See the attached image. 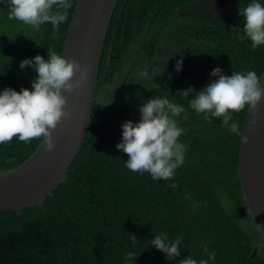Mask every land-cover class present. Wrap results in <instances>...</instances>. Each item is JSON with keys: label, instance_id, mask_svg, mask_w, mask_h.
Here are the masks:
<instances>
[{"label": "trees", "instance_id": "trees-1", "mask_svg": "<svg viewBox=\"0 0 264 264\" xmlns=\"http://www.w3.org/2000/svg\"><path fill=\"white\" fill-rule=\"evenodd\" d=\"M193 1L213 2L231 15L221 20L236 28L228 29L197 15L180 17V0H115L95 81L101 72H113L128 51L130 56L121 66L129 62L131 69L128 74L117 69L121 83L115 89L111 108L104 104L99 111L91 105L80 149L58 188L34 206L21 211H0V264H179L189 256L198 261L207 259L208 252L213 251L216 259L209 264H264V238L241 190L240 136L231 133L222 118L208 121L191 109L189 100L194 94L188 98L177 95L189 87L203 90L214 79L211 72L215 68L228 76L232 72L255 71L261 77L264 45L253 50L239 15V10L252 0L187 3ZM69 2L72 8L66 22L56 29L45 23L38 31L9 20L6 2H0V92L6 88L17 92L21 88L32 90L37 73L31 66L20 68L25 59L40 55L47 60L49 48L63 56L77 0ZM257 2L264 5V0ZM147 19L154 25L148 32L159 37L171 24L172 30L187 29V41L180 38L183 34L175 35L174 43L183 47L179 57L187 60L179 72L176 65L167 64L166 73L158 79L144 80L147 72L136 76L134 66L141 53L134 56L135 44L130 40L139 36H124L122 31L125 27L135 30L140 23L144 26ZM149 44L144 39L143 47ZM111 51L112 68L108 71ZM137 78L142 82L131 80ZM154 97H168L183 105L188 115V119L183 118L184 113L175 118L184 130L179 142L187 145V151L183 165L170 180H153L147 172L130 171L125 165L128 156L116 148L122 142V124L138 123L141 119L140 111L128 105L141 107ZM247 109L231 113L241 133ZM41 142L34 139L25 143L17 137L0 145V176L25 163ZM172 184L179 186L172 188ZM218 193L226 198L227 208ZM161 232L167 233L169 240L183 237L179 257L170 261L151 246L150 241ZM131 234L138 239L135 244ZM205 244L208 252L203 250ZM129 251L135 252L136 257L125 260Z\"/></svg>", "mask_w": 264, "mask_h": 264}, {"label": "clouds", "instance_id": "clouds-1", "mask_svg": "<svg viewBox=\"0 0 264 264\" xmlns=\"http://www.w3.org/2000/svg\"><path fill=\"white\" fill-rule=\"evenodd\" d=\"M6 2L8 19L22 22L39 30L40 26L50 23L54 29L66 22L72 4L69 0H0ZM55 6V7H54ZM244 21V32L252 42L253 50L264 45V5L252 0L239 10ZM236 26H233L235 29ZM33 67L37 73L32 81V90L21 88L19 92L6 88L0 92V145L10 143L13 138L28 143L41 139L45 151L52 153L56 149L53 133L64 120L72 118V111L67 108L65 92L75 94L83 87L86 74L81 64L75 59H66L53 49H48V59L37 55L21 62L20 68ZM182 69V59L176 70ZM80 78L77 79V74ZM212 79L200 91L194 87L181 89L177 95L188 98L189 107L204 119L222 118V123L231 133L240 136L243 144L249 138L240 132L239 123L232 120L231 113H239L246 107L249 111L257 109L264 101V86L255 71L247 73L232 72L225 75L220 68L211 72ZM188 119L183 105L171 102L168 97H154L140 107L141 119L138 123L126 121L122 124V142L116 148L128 156L126 167L136 173L147 172L153 180H170L176 169L184 163L187 145L179 142L184 130L178 126L176 117ZM178 184L170 187L176 188ZM221 203L227 208L226 198L218 193ZM190 199V197H186ZM194 208L196 205L193 206ZM133 244L137 237L131 234ZM183 237L177 236L169 240L168 234L161 232L150 241L151 246L165 254L168 260L180 256L179 248ZM203 250L208 252L207 244ZM136 253L129 251L125 260H132ZM215 252H208L207 259H194L189 256L179 264H209L215 261Z\"/></svg>", "mask_w": 264, "mask_h": 264}, {"label": "water", "instance_id": "water-1", "mask_svg": "<svg viewBox=\"0 0 264 264\" xmlns=\"http://www.w3.org/2000/svg\"><path fill=\"white\" fill-rule=\"evenodd\" d=\"M114 3L115 0H77L63 56L81 64L86 74L85 83L75 94L64 93L68 102L65 110L70 109L73 115L70 120H64L58 125L53 133L55 151L47 153L42 141L25 163L0 176V211H21L41 203L66 178L85 133L100 50ZM178 14L202 16L233 29L221 20L231 15L211 1L189 2L178 9ZM110 62L111 57L107 68ZM158 73L155 72L150 78L159 76ZM76 78H80L79 73ZM260 78L264 79V71ZM128 107L140 111V107ZM242 133L249 138V143L243 144L240 140L238 173L241 190L249 212L264 238V101L253 111L247 109Z\"/></svg>", "mask_w": 264, "mask_h": 264}, {"label": "flooded vegetation", "instance_id": "flooded-vegetation-1", "mask_svg": "<svg viewBox=\"0 0 264 264\" xmlns=\"http://www.w3.org/2000/svg\"><path fill=\"white\" fill-rule=\"evenodd\" d=\"M180 1H182L183 3L181 5H179V7L177 8V15L180 17L187 16V15H179L178 14V9L187 4V0H180ZM147 20H146V24L144 26L140 23V26L138 24L136 26L135 30H127L125 27L124 30L122 31V33L124 36L128 33L135 35V36H139V39L130 40L131 42H133L135 44L132 46V48H134V50H135L134 56H136L137 53H141L140 55H137V57H136L137 62L135 63L134 70L138 71V73L136 74V76L138 78L140 76H142V74L144 72H147L148 75L144 78V80H152L155 78L158 79L166 73V70H167L166 65L167 64L168 65H177V63L182 59L179 57V54L182 52L183 47L181 45H176V43H174L175 42V35H176V33L183 34V36H180V38H182V40L186 39V41H187V29L182 30V31L172 30L174 25L171 24L168 27L169 30L164 31L162 33V37H159V35L156 33L148 32L150 30V27H153L154 25H152L153 21L151 22V21H149V20L147 21ZM185 21L187 22V19ZM181 22H183V19L178 21L179 24H181ZM116 33L117 32L114 31L112 34L115 35ZM169 35H173V36L171 38H168ZM155 36H158V37L156 38ZM144 39L148 43L151 42V44H149V46H147L145 48L143 47ZM182 40L180 39L179 41L181 42ZM123 44H126L125 39L123 40ZM112 47H113V45H112ZM176 50H177V52H174ZM130 53L131 52L128 51L122 57L120 65L115 66L114 67L115 69H113V72H111V73L101 72V77H99V79H97L95 81L91 105H95L97 110L99 109V111H100L104 104H107L111 108V105L113 104L114 99H115V95H116L115 89L119 88L118 84L121 83V72L117 71V69L118 68L123 69V71H125V74L129 73V70L131 69L130 63L127 62L126 65H122V66H121V64L124 61H126V59L130 56ZM100 55H101V51H100ZM110 57H111L110 67L107 68ZM163 59H169L171 61H165ZM99 61H100V56H99ZM174 61H177V63H175ZM186 63H187V60L182 59V64H186ZM111 68H112V51L110 52L109 57H108V61L106 64V70L109 71ZM157 71H159V73H158L159 76L151 79L150 76ZM138 78L137 79H131V80H135V81L139 80V82H142V80H140ZM158 86H160V83L158 84ZM91 108L92 107H90V111H91ZM90 113L91 112H89V116H90ZM99 115L100 114L98 112L97 117H99ZM88 119H89V117H88Z\"/></svg>", "mask_w": 264, "mask_h": 264}]
</instances>
